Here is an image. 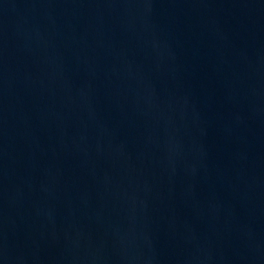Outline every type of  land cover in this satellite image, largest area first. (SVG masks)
Wrapping results in <instances>:
<instances>
[{"label":"water","instance_id":"water-1","mask_svg":"<svg viewBox=\"0 0 264 264\" xmlns=\"http://www.w3.org/2000/svg\"><path fill=\"white\" fill-rule=\"evenodd\" d=\"M0 264H264V0H0Z\"/></svg>","mask_w":264,"mask_h":264}]
</instances>
